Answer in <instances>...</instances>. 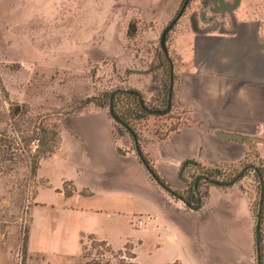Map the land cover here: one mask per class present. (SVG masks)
Masks as SVG:
<instances>
[{
	"label": "crops",
	"instance_id": "1",
	"mask_svg": "<svg viewBox=\"0 0 264 264\" xmlns=\"http://www.w3.org/2000/svg\"><path fill=\"white\" fill-rule=\"evenodd\" d=\"M218 23L206 34L197 35L189 27L175 38L179 68L174 69V103L187 115L186 122L164 140L140 143L149 167L173 192L185 190L179 177L183 162L202 168L236 166L252 139L257 140L264 176V128L258 129L264 126V0H239L230 21L222 18ZM215 131L249 139L227 140ZM119 141L123 146L118 149ZM130 142L126 133L114 135L105 111L86 108L60 128L55 153L40 160L37 172L45 183L38 190L54 191L67 204L64 208L78 195L85 198V212L103 209L106 216H131L136 231L146 227L152 264H255L252 193L245 183L243 190L235 184L227 189L201 187L200 207L192 211L151 181ZM68 154L75 158L61 160L65 173L53 186L39 171L44 163ZM195 173L188 166L182 178ZM95 199L102 202H89ZM145 217L149 220L137 227V218ZM99 240L113 251L128 246L137 262L130 238L123 237L119 247Z\"/></svg>",
	"mask_w": 264,
	"mask_h": 264
},
{
	"label": "rangeland",
	"instance_id": "2",
	"mask_svg": "<svg viewBox=\"0 0 264 264\" xmlns=\"http://www.w3.org/2000/svg\"><path fill=\"white\" fill-rule=\"evenodd\" d=\"M181 2L0 0V131L14 136L15 122L20 130H26L25 121L21 124L9 119L10 104L28 108L25 120L38 117L48 125L56 124L60 131L71 116L92 106L76 112L86 99H103L102 110L107 113L108 96L116 89L136 91L143 102L157 96L160 99L159 89H153L152 75L137 72L156 66L158 57L166 64L159 37ZM198 8V0H190L167 34L165 46L176 70L175 38L189 30L188 16ZM162 76V71L155 73L158 80ZM177 112L182 111L177 108ZM186 117L176 113L145 115L131 126L150 144L171 124L185 123ZM35 144H30V154ZM122 146L119 141L118 149ZM130 147L132 150V143ZM74 158L68 154L65 159L44 163L39 174L58 186L65 173L61 160ZM27 162L23 159L12 171L0 175V264H82L78 241L80 235L91 234L113 247H119L126 236L133 243L137 263L152 264L145 226L136 231L126 213L110 217L103 209L85 212V198L78 195L69 202L70 208H64L67 204L54 191L38 190L45 180L38 176V169L31 176ZM136 239H141L140 245ZM82 246L88 247L85 238Z\"/></svg>",
	"mask_w": 264,
	"mask_h": 264
},
{
	"label": "trees",
	"instance_id": "3",
	"mask_svg": "<svg viewBox=\"0 0 264 264\" xmlns=\"http://www.w3.org/2000/svg\"><path fill=\"white\" fill-rule=\"evenodd\" d=\"M131 31H134L131 26ZM168 34V33H167ZM168 35H166L165 43H167ZM167 47V45H166ZM165 59V58H164ZM172 60V59H171ZM166 61V60H165ZM164 69V75L167 74L168 63L166 62ZM173 67V79L174 86L171 92V103L170 109L167 114L176 113L177 115L185 114L184 112H177V108L174 103L175 98V85L177 82V76L174 73V64L172 62ZM162 92L160 91V99L159 105L160 108L163 109L166 106V100L168 96L169 84L167 80L163 83V86L160 87ZM110 95V94H109ZM104 97V96H103ZM102 97V98H103ZM121 97L123 99H121ZM109 102V96H108ZM92 105L96 109H103V99L96 102L93 99H86L77 109L78 113L82 108ZM11 109H9V119L11 122L17 121L21 124L24 121L27 123L26 130L22 131L19 129L16 122L14 123L13 132L14 136L10 137L6 132L0 131V175L4 173H8L13 170V165L15 163H19L21 160L26 159L28 162V169L31 176H34L35 171L39 167V161L41 159H45L50 157L55 153L58 148L59 143V127L56 124H46L38 117H34L32 120H25L26 115H28V108L25 105H17L10 104ZM108 107V103H107ZM112 109L118 120L127 124L135 133L137 137V142L140 147V143L142 140L139 137V134L133 129L130 125V121H133L140 113V105L137 98L133 95H122L120 93H115L112 96ZM108 114V113H107ZM73 117V116H71ZM70 117V118H71ZM70 118L68 120H70ZM68 120L65 125H67ZM183 124V123H182ZM181 125V124H180ZM180 125L171 124L169 129L162 135V137L156 138L157 141L164 140L170 133L177 131ZM114 129V126H113ZM26 132V136H19L20 133ZM114 135L116 133L113 130ZM36 142L35 148L32 154H30V144ZM257 140L252 139L247 141V151L244 154L243 159L236 165H224L215 168H202L196 165L194 175H188L185 179V190L181 192H173L170 191L168 186L160 179L159 181L162 184V187L168 191L175 193L181 199L191 206L195 205V198L193 197V180L197 177H206L212 181L216 182H228L233 177H235L242 168L245 170L241 173L239 179L235 183L241 190L244 188L241 186V183H245V186L252 193V201H251V211L253 217L256 216L257 210V202H258V194H259V183L256 172L262 179L263 188H264V176H263V168L262 161L258 157L257 152L255 150V144ZM133 151V149H132ZM142 152V151H141ZM143 154V153H142ZM143 158L148 162L146 155L143 154ZM152 170V169H151ZM153 171V170H152ZM256 171V172H255ZM154 172V171H153ZM155 173V172H154ZM210 184L199 180L196 184V190L200 191L201 187L209 186ZM212 186V185H211ZM219 189H227L229 187H218ZM70 193L66 192L65 196H68ZM264 207V202H263ZM259 232H260V259L261 264H264V213L262 214L261 221L259 223ZM82 238H85L88 242V247L83 248L82 246ZM80 246V257L82 259V264H139L135 262L134 254L131 252V249L128 246H125L121 251H113L104 241L96 239L93 235L83 236L80 235V239L78 241ZM24 243L22 242V246ZM23 248V247H22Z\"/></svg>",
	"mask_w": 264,
	"mask_h": 264
},
{
	"label": "water",
	"instance_id": "4",
	"mask_svg": "<svg viewBox=\"0 0 264 264\" xmlns=\"http://www.w3.org/2000/svg\"><path fill=\"white\" fill-rule=\"evenodd\" d=\"M190 0H182L179 9L177 11V13L175 14L174 18L165 26V28L162 30L160 37H159V48H160V54L165 58L166 62L168 63L169 66V70H172V62L170 60V58L168 57L167 54V50H166V46H165V38L167 33L171 30V28L175 25V23L178 21V19L182 16L183 12L185 11L188 3ZM202 1H206V0H202ZM212 2V4H215L216 1L217 3L220 5L222 0H210ZM226 9L225 12L227 14H231L232 15V11H234L238 5H239V0H233L231 3H225L224 4ZM202 13V12H201ZM195 13L191 14V16L189 17V22H190V29L193 33L197 34V35H203L206 34L208 32H210L213 28L211 29H199L197 26V20L194 17ZM219 26V23L216 24ZM216 28V26H215ZM158 61L159 57H158ZM150 72V70L148 71H142V72H137L139 74H145ZM171 83V81H170ZM117 92H124L126 94L129 95H133L137 98V100L139 101V105L141 110L144 112L142 114H138L136 117V119H142L145 117L146 114H156V115H163L165 113H167L170 109V103H171V92H172V88L171 86H169L168 89V96H167V100H166V107L165 109L161 110V111H153V110H149L145 107L144 102L140 96V94L136 91H124V90H119L116 89L114 91H112L109 95V102H108V107H107V113H108V117L111 119V121L117 125L118 127L114 129L115 133L117 135H121L122 132V128L125 130L126 134H128L132 146H133V151L134 154L136 155L137 159L139 160V162L141 163V165L144 167V169L146 170V172L148 173L151 181H153L155 184L159 185L162 187L161 182L159 181L158 177L156 176V174L151 170V168L148 165V162L143 158L141 149L139 147V144L137 142V137L135 135V133L133 132L132 129H130L126 124H124L123 122H121L120 120L117 119V117L115 116L113 109H112V96L117 93ZM214 135L219 137V138H223V139H227V140H233L236 142H240L242 140H247L249 139L248 136H242V135H237V134H230V133H223V132H219V131H215ZM188 166H192L194 168H196V164L192 161H185L181 164L180 170H179V177L182 180H185L184 178H182V173L186 170V167ZM245 170V168H242L239 173L233 177L230 181L228 182H216V181H212L206 177H197L193 180V190H194V194L197 198V202L195 206H191L189 203L183 201L181 199V197H179L178 195H176L175 193L169 192L170 194H172L173 197H175L179 202H181L186 208L194 211L197 210L200 207V195L198 194L197 190H196V184L199 180H203L207 183H209L212 186L215 187H231L233 186L237 180L239 179L241 173ZM256 172V171H255ZM256 175L258 177V183H259V194H258V202H257V210H256V216H255V227H254V248H255V264H261V259H260V232H259V223L261 221V217L262 214L264 213V207H263V202H264V188H263V182L261 177L259 176V174L256 172Z\"/></svg>",
	"mask_w": 264,
	"mask_h": 264
},
{
	"label": "flooded vegetation",
	"instance_id": "5",
	"mask_svg": "<svg viewBox=\"0 0 264 264\" xmlns=\"http://www.w3.org/2000/svg\"><path fill=\"white\" fill-rule=\"evenodd\" d=\"M233 0H222L221 1V4L219 5L216 1L215 4H212V2L210 0H206V1H202V0H198V5H199V8L192 11L191 14L195 13L194 17L196 18L197 20V26L199 29H211V28H215L218 27V22L222 19V18H226L228 21H230L231 19V14H227L225 12V3H231ZM202 12V13H201ZM233 12V11H232ZM191 14L188 16V22H189V17L191 16ZM189 27H190V22H189ZM165 64H162L161 61H158L157 65L150 68V73L152 75V83H153V89H155L157 91V89H159V94H160V91L162 92L163 89H161L160 87L163 86V83L167 80L169 86H171V88L173 89V86H174V75H173V67H172V70L170 71L169 70V66L167 68V74L164 75V69H165ZM163 72V76H162V79L160 78L159 80L156 79L155 77V73L156 72ZM171 81V83H170ZM119 90H123V89H119ZM154 90V91H155ZM124 91H129V90H124ZM117 93H120L122 95H129V94H126L124 92H117ZM158 97V96H157ZM155 97L153 100L151 101H148V102H144V105L147 109L149 110H153V111H161L163 109L160 108V105H159V98ZM166 107V106H165ZM144 113L141 108H140V113L139 114H142ZM166 114V113H165ZM163 114V115H165ZM148 115H156V114H146V116ZM157 116H162V115H157ZM132 117H135V116H132ZM137 119H133V121H136ZM131 122L130 121V125H131ZM127 125V124H126ZM128 126V125H127ZM129 127V126H128ZM130 128V127H129ZM131 129V128H130ZM122 133H126L125 130L122 128Z\"/></svg>",
	"mask_w": 264,
	"mask_h": 264
},
{
	"label": "built area",
	"instance_id": "6",
	"mask_svg": "<svg viewBox=\"0 0 264 264\" xmlns=\"http://www.w3.org/2000/svg\"><path fill=\"white\" fill-rule=\"evenodd\" d=\"M263 128H264L263 125H259V126H258V129H263ZM145 220H149V218H148V217H145L144 220L141 219V218H137V220H136V226H137V227L142 226V225L144 224V221H145Z\"/></svg>",
	"mask_w": 264,
	"mask_h": 264
}]
</instances>
